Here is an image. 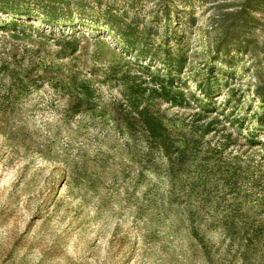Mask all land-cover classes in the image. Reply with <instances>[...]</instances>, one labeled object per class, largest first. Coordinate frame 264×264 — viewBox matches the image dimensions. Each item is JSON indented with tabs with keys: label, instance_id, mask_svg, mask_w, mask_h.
Listing matches in <instances>:
<instances>
[{
	"label": "rangeland",
	"instance_id": "obj_1",
	"mask_svg": "<svg viewBox=\"0 0 264 264\" xmlns=\"http://www.w3.org/2000/svg\"><path fill=\"white\" fill-rule=\"evenodd\" d=\"M64 2L54 24L0 12V264H264V0L230 57L214 48L248 0ZM127 72L183 93L153 110L179 146L202 140L184 172L116 119ZM73 77L95 111L72 115Z\"/></svg>",
	"mask_w": 264,
	"mask_h": 264
},
{
	"label": "trees",
	"instance_id": "obj_2",
	"mask_svg": "<svg viewBox=\"0 0 264 264\" xmlns=\"http://www.w3.org/2000/svg\"><path fill=\"white\" fill-rule=\"evenodd\" d=\"M0 6V12L10 13L19 19L25 17L31 19L42 15L47 23L54 24L59 20L61 14H65L64 0H6ZM253 0H248L246 6L241 10L232 13L231 23L225 26L222 36L215 45V54L223 57H230L234 52L246 53L248 50L244 46L242 40L243 26L239 23L240 20L246 22V17L251 16ZM36 6L41 7L42 12H35ZM35 7V8H33ZM67 9V7H66ZM68 10V9H67ZM116 17L115 15H110ZM14 25L23 22L14 21ZM222 23L221 25H223ZM224 26V25H223ZM131 25L126 23H117L116 26L111 25V29L118 33L122 39L130 45L129 35ZM172 78H162L161 76H145L139 74L125 73L122 78L117 80L118 83L126 85L127 94H125V102L116 108L117 120L123 122L125 128L131 136L138 137L141 135L152 148H156L162 152L171 166V171L177 175L185 171V166L190 164L192 160L198 158V149L201 146V139L191 138L184 140L183 146H179L181 140L178 136L169 129L164 121L153 110V103L156 100L170 103L171 105H181L183 93L175 90L173 87ZM71 90L69 110L72 115H78L88 112H93L98 107V90L90 80L72 78L70 82ZM255 95L260 102L264 103V84L258 86ZM207 117V116H206ZM216 120H213L206 126L198 128L197 132L203 130L202 137L215 131L214 125ZM228 123V122H226ZM224 124L223 129L229 130ZM214 127V130H212ZM220 134V130H216ZM232 138V132L226 136V142ZM249 142V140H246ZM222 144L219 150L216 146L213 157H223V152L230 148Z\"/></svg>",
	"mask_w": 264,
	"mask_h": 264
}]
</instances>
